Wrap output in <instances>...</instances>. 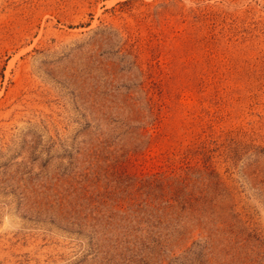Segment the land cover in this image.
Wrapping results in <instances>:
<instances>
[{"label": "rangeland", "instance_id": "374dc122", "mask_svg": "<svg viewBox=\"0 0 264 264\" xmlns=\"http://www.w3.org/2000/svg\"><path fill=\"white\" fill-rule=\"evenodd\" d=\"M0 264H264V0H0Z\"/></svg>", "mask_w": 264, "mask_h": 264}]
</instances>
